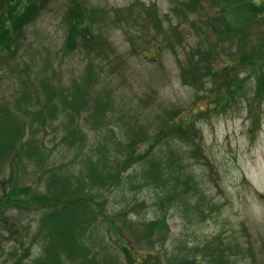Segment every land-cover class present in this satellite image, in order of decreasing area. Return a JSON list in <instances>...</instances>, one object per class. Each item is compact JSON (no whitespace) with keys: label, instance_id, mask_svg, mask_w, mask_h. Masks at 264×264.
<instances>
[{"label":"rangeland","instance_id":"1","mask_svg":"<svg viewBox=\"0 0 264 264\" xmlns=\"http://www.w3.org/2000/svg\"><path fill=\"white\" fill-rule=\"evenodd\" d=\"M73 1L38 0V17L31 19L24 37L12 46L14 54L0 50V111L3 106L14 110L30 83L39 85V105L46 113L43 127L34 123L21 132L17 147L22 162L12 167L4 163L0 171V264H10L11 254L21 256L40 218L23 205L4 203L2 195L12 185L7 181L18 189L27 184L45 192L49 178L39 176V161L46 155L48 167L65 171L76 184L89 176L86 156L93 144L98 147L100 140L101 146H111L130 137L132 141L138 127L157 131L179 113L174 121H195L200 140L182 125L172 128V134L182 133L187 142L172 140L166 136L171 133L168 130L157 138L163 143H156L152 152L155 161L163 159L164 166L171 167L165 168L170 174L165 177L166 191L187 196L173 195L172 204L162 205L157 198L159 187L139 188L142 162L125 172L121 185L97 189L101 201L92 193L94 199L117 228L107 222L93 226L91 241L104 250L99 258L111 259L112 264H264V80L260 86L255 81L264 68L246 61L262 47L264 58V19L254 20L246 33L252 44H237L240 55L234 49L228 51L235 39L227 30L219 35L220 17L232 11L237 0H82L87 10L97 9L89 28L102 31L113 47L95 59L86 54L90 47H83L81 38H68V29L77 20L69 11ZM101 13L104 16L98 19ZM178 32L183 42L172 53L167 43ZM246 35L241 34V39ZM204 37L214 51L208 50ZM193 48L203 51L205 63L188 60L187 67L179 69L178 63ZM206 65L208 78L202 80L201 90L202 81L184 83L191 73L205 74ZM180 70L187 72L183 81ZM43 81L52 92L64 91L53 93L49 113L44 107L49 102L44 92L39 93ZM77 86H85L87 98L91 97L81 110L72 108L68 96ZM216 98L219 107H207ZM101 99L104 106L98 111ZM247 99H253V104ZM258 117L262 124L255 132ZM8 123L0 118V138L18 136ZM70 139L76 144L68 145ZM153 143L151 137L138 143L137 149L143 152ZM180 172L193 178L189 186L178 179ZM120 210H126V218L113 217ZM148 225L153 230L147 231ZM39 249L33 246L32 257L38 256Z\"/></svg>","mask_w":264,"mask_h":264},{"label":"trees","instance_id":"2","mask_svg":"<svg viewBox=\"0 0 264 264\" xmlns=\"http://www.w3.org/2000/svg\"><path fill=\"white\" fill-rule=\"evenodd\" d=\"M37 1L38 0H0L1 51H7L9 55L14 54L15 50H13L12 46L16 41L18 42L24 37V29L31 19L38 17ZM226 1L227 0H223V2L227 3ZM77 2V0H74L69 9L71 13L76 14L77 20L76 24L73 26L74 30L72 26L69 27L67 32L68 38L70 36L72 41L81 38V45L83 47H90L89 51L86 50V54L88 55L93 54L96 57H101V55L104 56L107 51L112 52L113 47H111L112 45L109 43V40L105 38L103 32H93L89 28L91 26L90 20L96 19V16H94V10L97 9L87 10L85 2ZM42 9H44V7H42L41 10ZM224 15L223 18L220 17L219 26H221V30H219V35L223 36L225 30H227L228 34L235 39V41L231 42L230 45L232 48L228 51L234 49L236 54L242 55L241 51L236 48L237 44L242 46L252 44V41L248 39L249 35L247 36L246 33H248L250 27L255 24L254 20L264 19V0H237L234 2V9L230 12L224 13ZM103 16L104 14L101 13L98 19ZM240 18L246 20L242 21ZM159 21L160 20L158 19V22ZM241 34L246 36L241 39ZM204 41H206L208 45L204 44L208 47V50H215L214 47L213 49L210 48L211 45L207 37H204ZM175 42L179 43L176 34L173 37V41L168 42L171 48H173ZM68 45L71 46L70 42H68ZM77 46L80 45H76L75 47ZM262 49L263 47L259 49L257 55L251 54L249 58H246V61L250 60V63L255 61L260 63L261 66H263L262 68H264V58L261 54ZM203 54V51L198 52V49H195L190 53L188 60L190 62L194 60L195 63H205ZM195 58L197 59L195 60ZM203 68L205 74L196 75L195 73H191L189 79L184 81L190 84H197V81H202L204 78H208L207 65L206 68ZM186 73L187 72H182L181 75L183 79ZM261 80H264V72L260 73L259 77L256 79L259 86ZM27 85L28 89L25 92L23 89L24 93L22 95L23 112H19L18 110L15 112L10 111L9 108L0 111V118L10 123L12 127L11 130L19 132L18 136L15 134H9L7 138H0V171L4 163H8L9 166L12 167L14 164L17 165L22 162V155H20V151L17 147L19 139L22 141L20 138L21 132H26L28 127L31 129L34 123L39 124L41 127L44 126V117L46 114L45 111L42 110L43 108H40L42 106L39 105L40 101L38 98H40V96L38 94V89H40V87L39 85L32 87L33 84L30 85V83ZM202 85L203 81L200 83L198 89H202ZM41 86L44 87V89L41 88L42 90H40L39 93L47 92V101L50 103V108L47 107L49 113L52 108L51 98L54 99L53 93L59 92L64 94V91L59 88L52 92L51 86L45 84L44 81ZM30 88L35 89L29 90ZM70 91L71 92L68 96L72 99L71 106L73 109L81 110L84 108L82 107V104H90L91 97L87 98L89 94L87 95L85 86H77ZM215 100L219 101L218 98ZM103 106V100H101L97 106L101 107L98 108V111H101ZM210 107H213V105ZM192 114L196 113L193 112ZM182 125H186L193 135H196L192 123H187L185 120L179 119L174 124H167V129L171 133L166 136L170 137L172 140L187 142L184 140L182 133H179V137L172 134V128H181ZM76 128L79 129L78 124H76ZM79 132L80 131H77L76 134H79ZM167 132L157 135V144L162 142V139L157 141V138L163 137ZM26 134L29 133L27 132ZM136 134H139V132H136ZM61 142H64V140ZM135 142L136 140H134V144ZM166 142H168V140H166ZM67 144L75 145L76 140L70 139ZM122 144L124 143H110L111 146H105L98 150L99 154H107L113 151L115 159L118 160L117 165L111 164L109 158L106 159L101 156H93L95 154L93 152L94 150L90 149V154H87L86 156L87 173L89 176L76 184L71 181L70 177L64 175L65 171L59 172L47 166L46 161H48L49 156H46L45 159L43 157V160L39 161V168L41 170L39 176H46L49 178L45 192L33 189L27 184H23V189H18L13 181H7V184L12 185L10 186L9 191L7 192L5 189V192L2 195L4 197V203L12 206L23 205V209L34 210L37 211V214H40L37 225L38 227L33 235L32 241L24 248L21 256L16 257L14 254H11L12 261L10 264H76L77 262V264H112L111 259L105 261L104 258H99L104 250L97 247L91 241L90 237L93 235L95 236L93 226L97 223L107 222L106 225L109 224L112 229H117L114 224L111 225V222L113 223L112 216L103 211V206L99 202L101 201V198L100 195L96 194V190L104 188L105 184L111 183L110 187L117 183L121 185L124 179V172L130 169L135 163L142 162L144 164L142 172L137 174L138 187H159L158 189L164 190L158 194L161 204L172 203L171 199L173 195H177L178 192L174 193L172 191H166L165 189L166 182H168L165 180V177L166 175H170L165 168L171 169V167L164 166L165 160L163 159L161 162L155 161V157L151 156L152 154L150 153L137 154L135 150L136 147L135 149L134 147H131L132 144L129 145L130 149L126 146H120ZM153 147L154 144L150 146L151 149ZM192 155H197L196 151H193ZM167 156L170 158V153ZM149 157L151 158L149 159ZM163 157L165 158V155H163ZM178 179L181 180L184 185L189 186V183L193 178L189 176V174L183 175V172H180ZM18 193H23V196H18ZM92 193L95 194V197L97 196L99 201L94 199ZM115 216L117 215H114L113 217ZM98 218H100L99 221H97ZM148 229L151 230L152 226L148 225ZM34 245H38L40 252L37 257L32 258V248ZM165 263L166 262H164V264ZM167 264L170 263L167 262ZM214 264L221 263L215 262Z\"/></svg>","mask_w":264,"mask_h":264}]
</instances>
